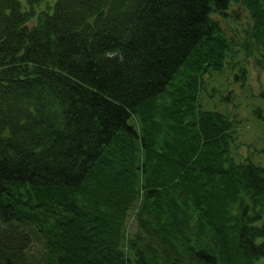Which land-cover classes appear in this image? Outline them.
<instances>
[{
    "label": "trees",
    "instance_id": "1",
    "mask_svg": "<svg viewBox=\"0 0 264 264\" xmlns=\"http://www.w3.org/2000/svg\"><path fill=\"white\" fill-rule=\"evenodd\" d=\"M250 57L264 0H0V264H264V166L201 102Z\"/></svg>",
    "mask_w": 264,
    "mask_h": 264
},
{
    "label": "rangeland",
    "instance_id": "2",
    "mask_svg": "<svg viewBox=\"0 0 264 264\" xmlns=\"http://www.w3.org/2000/svg\"><path fill=\"white\" fill-rule=\"evenodd\" d=\"M245 13H238L233 21H229L230 29L240 36L242 25L246 24ZM243 37V36H242ZM237 65H226L222 72L212 73L205 77L201 102L205 108H215L228 113L235 123V137L231 143L234 159H249L255 164L264 166V127L255 113L261 108L264 113V101L258 98L264 86V69L255 66L253 57L249 59L247 77L240 81L235 77ZM262 113V114H263ZM132 208L127 217L129 234L138 230V222ZM30 230V229H28ZM31 233L32 241L28 249V257L33 263H42L45 255L43 239Z\"/></svg>",
    "mask_w": 264,
    "mask_h": 264
}]
</instances>
